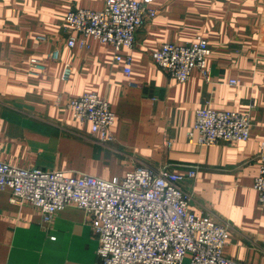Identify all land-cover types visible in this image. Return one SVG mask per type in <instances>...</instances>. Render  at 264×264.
Segmentation results:
<instances>
[{
	"label": "crops",
	"instance_id": "1",
	"mask_svg": "<svg viewBox=\"0 0 264 264\" xmlns=\"http://www.w3.org/2000/svg\"><path fill=\"white\" fill-rule=\"evenodd\" d=\"M106 1L0 0V160L107 180L139 165L167 166L184 177L180 185L196 214L208 211L230 226L225 256L264 264V208L254 187L264 153V0H149L158 15L138 30L133 49L119 53L133 57L129 74L109 43L89 36L84 48L67 46L71 36L83 38L67 28V14L100 11ZM198 39L212 50L210 81L195 70L179 83L152 57L165 43ZM55 49L60 60L47 61L41 76L31 74L32 59L46 61ZM66 64L73 67L69 78ZM85 93L110 103L113 142H101L68 107ZM201 108L250 113V138L190 143ZM11 195L0 188V264H102L99 236L84 210L68 206L46 224L40 209Z\"/></svg>",
	"mask_w": 264,
	"mask_h": 264
},
{
	"label": "built area",
	"instance_id": "2",
	"mask_svg": "<svg viewBox=\"0 0 264 264\" xmlns=\"http://www.w3.org/2000/svg\"><path fill=\"white\" fill-rule=\"evenodd\" d=\"M158 13L149 0H107L100 11L73 10L65 17V24L83 38L71 36L67 46L84 48L89 36L109 43L117 52L116 61H124L129 74L133 57L123 58L119 53L122 47L134 48L138 30ZM211 54L208 41L198 39L186 44L165 43L152 57L177 82L185 83L195 70L211 80ZM60 57V49H55L46 61L32 59L30 73L43 75L47 61ZM72 70L66 64L64 77L69 78ZM68 107L75 119L91 123L92 133L101 142L115 140L112 129L116 114L106 99L85 93L71 99ZM250 135V113L201 108L196 111L188 140L214 146L245 142ZM259 164L254 187L264 208V153L259 155ZM195 168L190 177L196 176ZM183 179L169 173L167 166L156 170L139 165L122 179L107 180L86 173L24 168L0 160V188L11 190L12 202L40 209L44 223H51L68 206L85 211L99 236L97 253L102 264H241L224 254L230 226L215 221L208 211L196 214L191 209L192 196L180 185Z\"/></svg>",
	"mask_w": 264,
	"mask_h": 264
}]
</instances>
